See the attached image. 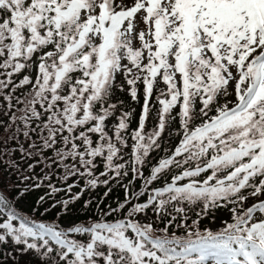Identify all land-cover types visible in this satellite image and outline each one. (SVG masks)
I'll list each match as a JSON object with an SVG mask.
<instances>
[{"label":"snow or ice","instance_id":"6c2138e0","mask_svg":"<svg viewBox=\"0 0 264 264\" xmlns=\"http://www.w3.org/2000/svg\"><path fill=\"white\" fill-rule=\"evenodd\" d=\"M0 264H264V0H0Z\"/></svg>","mask_w":264,"mask_h":264}]
</instances>
